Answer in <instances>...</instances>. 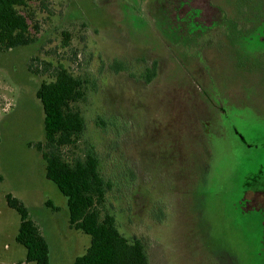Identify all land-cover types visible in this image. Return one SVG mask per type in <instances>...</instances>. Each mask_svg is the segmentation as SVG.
Segmentation results:
<instances>
[{
  "label": "rangeland",
  "instance_id": "374dc122",
  "mask_svg": "<svg viewBox=\"0 0 264 264\" xmlns=\"http://www.w3.org/2000/svg\"><path fill=\"white\" fill-rule=\"evenodd\" d=\"M27 2L35 41L0 51V264H35L8 193L50 264H72L90 243L33 147L44 141L35 92L59 63L89 81L79 149L62 152L97 153L113 183L107 210L146 242L149 264H264V0Z\"/></svg>",
  "mask_w": 264,
  "mask_h": 264
},
{
  "label": "trees",
  "instance_id": "16d2710c",
  "mask_svg": "<svg viewBox=\"0 0 264 264\" xmlns=\"http://www.w3.org/2000/svg\"><path fill=\"white\" fill-rule=\"evenodd\" d=\"M28 0H0V51L26 46L35 41L31 16L26 10ZM66 37V31L62 32ZM156 62L146 66L140 79L149 82L156 75ZM116 71L127 69L122 63ZM28 70L38 74L32 62ZM49 81H41L35 94L43 110L44 141L33 143L44 161V175L66 197L70 228L90 237L85 252L74 258L72 264H149L146 242L140 237H128L118 228L114 214L107 210L106 200L113 189L92 147L64 156V148L79 149L78 141L86 130V121L79 103L87 99L89 81L73 74L59 63L50 72ZM108 118L113 125L120 124ZM105 125L106 122H102ZM107 124V123H106ZM2 175L0 174V181ZM261 192V191H260ZM7 205L20 217L15 240L25 247V261L50 264L49 245L39 227L30 218L24 203L8 193ZM45 205L57 210L50 201Z\"/></svg>",
  "mask_w": 264,
  "mask_h": 264
},
{
  "label": "flooded vegetation",
  "instance_id": "af4514ba",
  "mask_svg": "<svg viewBox=\"0 0 264 264\" xmlns=\"http://www.w3.org/2000/svg\"><path fill=\"white\" fill-rule=\"evenodd\" d=\"M198 12V11H197ZM190 14V13H189ZM195 24H197L196 22H194ZM198 26L202 27L200 24H198ZM211 29V28H210Z\"/></svg>",
  "mask_w": 264,
  "mask_h": 264
}]
</instances>
